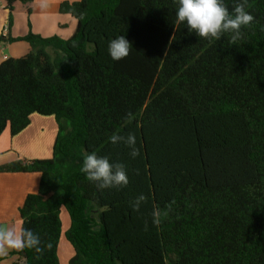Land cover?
Listing matches in <instances>:
<instances>
[{
	"label": "trees",
	"instance_id": "trees-1",
	"mask_svg": "<svg viewBox=\"0 0 264 264\" xmlns=\"http://www.w3.org/2000/svg\"><path fill=\"white\" fill-rule=\"evenodd\" d=\"M4 1L11 26L14 4L33 0ZM235 2L224 0L230 12ZM178 6L63 2L60 13L76 20L68 38L0 36V44L30 46L0 64V135L20 134L33 114L58 126L51 159L0 166L41 176L19 214L44 251L25 248L14 264H60L62 208L69 264H264V0H248L254 21L235 44L230 33H190L177 23ZM121 35L132 48L114 61L108 45ZM114 133H134L140 155L112 144ZM92 152L124 164L128 185L87 180L80 169ZM141 194L147 200L134 211ZM154 208L168 211L158 227Z\"/></svg>",
	"mask_w": 264,
	"mask_h": 264
},
{
	"label": "crops",
	"instance_id": "crops-1",
	"mask_svg": "<svg viewBox=\"0 0 264 264\" xmlns=\"http://www.w3.org/2000/svg\"><path fill=\"white\" fill-rule=\"evenodd\" d=\"M78 1L49 0L47 9L37 7V0H33L27 5L17 2L14 4L13 23L10 26V13L6 9V2L0 0V36L9 35L12 38H23L32 32L45 38L54 35L68 38L75 30L76 20L70 15L61 14L60 5L63 2L75 3ZM29 51L30 46L24 41L0 44V64L9 58L24 57ZM39 116L33 114L30 125L14 138L11 137L9 129H6L0 139V154L6 151L7 147H12L16 148L21 155L20 158L50 159L46 139L47 126L48 124L52 126V140L55 134L57 136L58 126L57 124L55 126L52 117ZM41 125L42 135H39L35 127ZM18 158L13 156L0 158V166L14 162ZM40 179L41 176L38 173H0V224L17 228L22 226L19 210L28 195L38 192ZM60 217L62 235L58 246V258L60 264H69L74 256V249L65 236L71 223L65 208L61 209ZM20 252L12 250L6 257H0V264H14L20 259Z\"/></svg>",
	"mask_w": 264,
	"mask_h": 264
},
{
	"label": "clouds",
	"instance_id": "clouds-1",
	"mask_svg": "<svg viewBox=\"0 0 264 264\" xmlns=\"http://www.w3.org/2000/svg\"><path fill=\"white\" fill-rule=\"evenodd\" d=\"M248 0H237L234 3L232 11H229L224 0H178L176 11L177 23H184L189 32H195L199 38L216 40L221 39L225 33H230V44H235L242 38L241 28L250 25L254 21V16L246 11ZM37 7L47 9L49 0H37ZM76 45L73 44V47ZM132 44L124 35L112 39L108 45L109 55L114 61L126 58L131 51ZM132 113L126 115L130 120ZM112 144H125L129 149V155L136 158L140 155L136 147L137 139L134 133L127 136L114 133L110 137ZM80 171L85 174L90 182H96L99 189H108L113 187H126L129 183L125 165L122 163H111L106 156H98L95 152L88 153L83 158ZM147 197L143 194L138 196L131 207L134 211H139L141 204L146 202ZM174 203V201H173ZM171 210V205H168ZM168 211H161L154 208L152 212V223L159 226L162 217H166ZM145 231L148 230V224L145 222ZM41 238L30 229L23 227L7 226L0 224V257H6L10 251H22L25 248L33 249L37 254H42L44 247L41 246ZM51 248V244L45 245Z\"/></svg>",
	"mask_w": 264,
	"mask_h": 264
},
{
	"label": "rangeland",
	"instance_id": "rangeland-1",
	"mask_svg": "<svg viewBox=\"0 0 264 264\" xmlns=\"http://www.w3.org/2000/svg\"><path fill=\"white\" fill-rule=\"evenodd\" d=\"M37 115V114H36ZM39 116V115H38ZM40 117V116H39ZM51 119H53V121H54V124H55V126H56V124H57V122H56V119L54 118V117H52ZM35 129H36V131H38L39 133V135H42V125L41 126H37V127H35ZM44 129V128H43ZM6 131V130H5ZM47 134H46V139H47V148H48V151H49V155H50V159L52 158V154H53V144H54V140H55V137H56V134H55V136H54V138H53V140H52V126H51V124H48V126H47ZM57 132V131H56ZM2 135V134H1ZM1 135H0V139H1ZM17 136V135H16ZM12 137V136H11ZM15 137V136H14ZM13 137V138H14ZM41 143H42V139H41ZM6 151H4V152H2L1 154H0V158H6V157H10V156H13V157H19L18 159H25V158H20L21 157V155L18 153V151L16 150V148H12V147H7L6 149H5Z\"/></svg>",
	"mask_w": 264,
	"mask_h": 264
}]
</instances>
